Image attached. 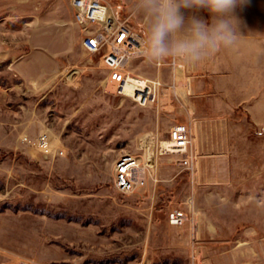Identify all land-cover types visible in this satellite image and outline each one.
Wrapping results in <instances>:
<instances>
[{
    "label": "rangeland",
    "instance_id": "rangeland-1",
    "mask_svg": "<svg viewBox=\"0 0 264 264\" xmlns=\"http://www.w3.org/2000/svg\"><path fill=\"white\" fill-rule=\"evenodd\" d=\"M110 3L142 31L130 0ZM236 15L238 43L200 63L133 60L176 84L142 106L83 48L70 0H0V264H264V0ZM182 121L201 126L194 174L156 154ZM125 153L151 158L152 196L115 189Z\"/></svg>",
    "mask_w": 264,
    "mask_h": 264
},
{
    "label": "built area",
    "instance_id": "built-area-1",
    "mask_svg": "<svg viewBox=\"0 0 264 264\" xmlns=\"http://www.w3.org/2000/svg\"><path fill=\"white\" fill-rule=\"evenodd\" d=\"M110 1L112 0H70L73 20L83 31L81 44L88 52L101 55V62L106 69L105 79L114 92L127 96L142 106L158 104L161 97L175 92L176 84L165 83L159 76L145 77L130 69L131 62L140 58L135 53L142 31L122 17ZM181 89L186 94L190 92L188 79L181 85ZM44 138L45 136L40 137L45 143ZM192 138V127L186 122L171 125L166 138L169 142L167 153L175 154V163L190 174H194L196 170V152L192 148ZM161 141L156 142V154L166 153L161 148ZM58 153L62 154L63 150L60 149ZM146 177L147 168L138 156L125 153L115 160L113 185L117 191L131 193L145 182ZM185 220L186 214L180 208H173L168 213V221L173 225H180ZM17 264L38 263L25 258Z\"/></svg>",
    "mask_w": 264,
    "mask_h": 264
},
{
    "label": "clouds",
    "instance_id": "clouds-1",
    "mask_svg": "<svg viewBox=\"0 0 264 264\" xmlns=\"http://www.w3.org/2000/svg\"><path fill=\"white\" fill-rule=\"evenodd\" d=\"M248 3L249 0H130L131 14L143 22L135 54L152 63H200L238 43L242 34L236 12ZM200 11H206L210 20L195 14Z\"/></svg>",
    "mask_w": 264,
    "mask_h": 264
},
{
    "label": "crops",
    "instance_id": "crops-1",
    "mask_svg": "<svg viewBox=\"0 0 264 264\" xmlns=\"http://www.w3.org/2000/svg\"><path fill=\"white\" fill-rule=\"evenodd\" d=\"M182 122H184V121H182ZM190 126L192 127L193 135H195V133H197V131L201 129V126L198 125L196 122H194L193 124H190ZM192 148H193V150L197 154V151L200 149V142L195 139L192 142ZM151 163H152L151 158L150 159L149 158H146V160H145V166L147 167V177H146V180H145V182L141 186L137 187L136 190H135L137 192L140 191V190H142V192H144V190H145V191H147V194L149 196H152L153 195V181H152L153 179H152V176H151L152 175V172H151V169L148 168V166L151 165ZM197 163H198V161L196 160V169L198 168Z\"/></svg>",
    "mask_w": 264,
    "mask_h": 264
},
{
    "label": "bare ground",
    "instance_id": "bare-ground-1",
    "mask_svg": "<svg viewBox=\"0 0 264 264\" xmlns=\"http://www.w3.org/2000/svg\"><path fill=\"white\" fill-rule=\"evenodd\" d=\"M161 148H162L163 150H165L166 153L168 152V150H169V142L167 141V139H163V140L161 141Z\"/></svg>",
    "mask_w": 264,
    "mask_h": 264
}]
</instances>
